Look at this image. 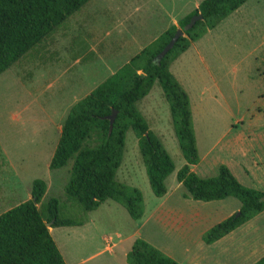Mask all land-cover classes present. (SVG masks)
Masks as SVG:
<instances>
[{"label":"rangeland","instance_id":"374dc122","mask_svg":"<svg viewBox=\"0 0 264 264\" xmlns=\"http://www.w3.org/2000/svg\"><path fill=\"white\" fill-rule=\"evenodd\" d=\"M200 1L89 0L0 74V213L29 199L32 181L42 179L47 185L43 202L56 197L65 215H79L78 208L67 204L64 192L71 162L49 169L70 107L138 53L141 43L152 42ZM124 42H130L126 51L103 65L98 57L116 51ZM170 71L190 99L200 155L191 170L211 177L219 165H226L243 185L264 192V0H247L194 41L174 60ZM137 108L173 160L174 170L165 180L168 193L153 194L137 138L128 130L116 178L141 190L145 217L132 219L123 206L108 199L83 214L87 218L83 225L50 224L66 264H128L126 254L136 238L146 240L176 264H191L196 256L218 257L215 246L197 237L231 211L237 209L236 213L239 200L229 196L185 201L187 191L176 179L185 160L157 80ZM154 209L158 210L148 217ZM168 209L201 210L205 217L198 224L192 222L199 218L184 217L186 224H192L186 229L178 218L176 224L164 213L159 216ZM247 224L234 233L237 240L232 243L241 249L236 264H252L264 256V247L247 255L250 243L264 241V210Z\"/></svg>","mask_w":264,"mask_h":264},{"label":"trees","instance_id":"16d2710c","mask_svg":"<svg viewBox=\"0 0 264 264\" xmlns=\"http://www.w3.org/2000/svg\"><path fill=\"white\" fill-rule=\"evenodd\" d=\"M88 1L0 0V74ZM246 1L201 0L192 12L170 25L70 107L49 169H59L71 162L64 192L67 204L81 212L65 215L56 197L43 202L47 185L42 179H34L31 197L0 213V264H66L47 223L52 221V227L83 225L87 219L83 214L96 210L108 199L123 206L132 219L143 216L145 203L141 190L116 178L128 130L137 138L153 194L165 195V180L173 172L174 163L137 108V102L147 95L156 80L168 102L174 133L185 160L176 173L177 181L187 191L185 195L199 201L232 196L240 202L239 215L233 213L211 226L202 234V241L213 243L264 210V192L243 185L226 165H219L217 174L211 177H201L191 170L200 161V155L190 99L170 71L174 60L194 41ZM195 14H201L202 18L184 30L173 47L159 57L177 27L183 28ZM113 111L116 114L110 130L108 116ZM126 261L128 264H176L142 238L133 241ZM252 264H264V256Z\"/></svg>","mask_w":264,"mask_h":264},{"label":"crops","instance_id":"0c3cea01","mask_svg":"<svg viewBox=\"0 0 264 264\" xmlns=\"http://www.w3.org/2000/svg\"><path fill=\"white\" fill-rule=\"evenodd\" d=\"M142 32L143 31H141V36H143ZM133 39H134V37L131 38V40H133ZM129 44H130V42L126 43V44L124 42L122 44V46H120L116 51L113 50V52L112 51L107 52V54H105V55L103 54L102 56H100L98 58H100L102 60L103 65L109 64L108 63V58L109 57H113L114 59L117 58L118 56L121 55L122 52L126 51L127 47H129ZM143 47H144V45L142 46V43H141V49ZM167 193H168V191L165 193V195H167ZM185 194L186 193H183V199L185 201H188L189 196H186ZM165 195H163L162 197H164ZM158 209H154V211L150 212L148 217H152L153 213H156V211ZM235 210H237V209H235ZM235 210L231 211L230 215L235 213ZM163 213H164V216H168V218L176 219V224H177V218H178L179 221H180V226L183 225V224H186V221L183 220V218L186 217V216H190L192 219H198L199 218V220L194 221V223L192 222V224H198V221L200 222L201 220H204V217H205V215L201 212V210L187 212V211H181V210L176 211V210L168 209L166 212H161L159 214V216H162ZM144 214H145V210H144ZM144 214H143V216L141 218L145 217ZM247 223H248V221H247ZM247 223L246 222L243 223L242 225H240L239 227H237L236 229H234L233 231H231L227 235H225V236L221 237L220 239L214 241L213 243L206 244V243L203 242L204 244H206L208 246H211V245L215 246V249L218 251V257L216 258V256H215V257H213V259H211L210 257H197L196 256V257L192 258V263L191 264H210L211 260H218V264H236V262L238 261L237 259H239V256L241 254V249H240V247H238L237 245L235 246V244L232 243V241L235 243V241L237 240V238L234 236L235 235L234 233H236V231H240L241 229H244V227H247L246 226V225H248ZM192 224H190V223L188 224L187 223L186 224V229H188V227H190ZM209 228H207V229H209ZM207 229H204L203 231H201L202 233H199V236L197 237L198 240H202V234ZM260 247L261 248L264 247V241H261V244H259V245L257 243H253V244L250 243V246H249V249H248L249 251L247 252V255H252L254 252H257L260 249Z\"/></svg>","mask_w":264,"mask_h":264},{"label":"water","instance_id":"95a60500","mask_svg":"<svg viewBox=\"0 0 264 264\" xmlns=\"http://www.w3.org/2000/svg\"><path fill=\"white\" fill-rule=\"evenodd\" d=\"M201 18H202V15H201V14H195V15H193V16L190 18L189 22H188L186 25H184L183 28H181V27H177V29H176L175 33L173 34L172 38L169 40V42L166 44V46H165V47L163 48V50L160 52L159 57L164 56V55H165V54H166V53H167V52L173 47V45H174V43L177 41V39H178L180 36L183 35V31H184V30H188V29H190V28L196 23V21L199 20V19H201ZM115 114H116V112L113 111L112 114H111L110 116H108V119L110 120V130H111V127H112V123H113V121H114V118H115ZM239 213H240V212H239V210H238V211L235 213V215L238 216ZM51 223H52V221L49 222V223H47V227H49Z\"/></svg>","mask_w":264,"mask_h":264}]
</instances>
